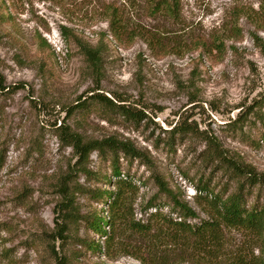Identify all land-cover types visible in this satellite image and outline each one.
<instances>
[{
    "label": "rangeland",
    "instance_id": "obj_1",
    "mask_svg": "<svg viewBox=\"0 0 264 264\" xmlns=\"http://www.w3.org/2000/svg\"><path fill=\"white\" fill-rule=\"evenodd\" d=\"M151 1L0 0V264H57L56 255L68 264H142L125 253L104 254V237L88 222L107 215L96 190L113 189L116 178L95 152L87 163L89 178L69 175L76 157L60 141L62 125L85 140L116 136L142 153V159H119L121 176L138 188L135 220L154 211L146 208L149 199L164 215L177 217L158 193L154 173L199 218L206 217L205 198L234 189L231 171L207 152L208 139L227 158L264 175L262 0H179L176 19L153 13ZM105 2L145 36L116 41L99 10ZM62 26L93 45L106 33L99 72L64 39ZM97 92L144 116L125 118L95 101L91 94ZM65 181L93 191L76 196L63 242L55 218ZM256 197L263 202L264 185L252 188L248 204ZM125 236L132 244L141 240L128 231ZM231 237L246 241L235 231ZM90 242L100 250H89ZM252 248L264 260V245Z\"/></svg>",
    "mask_w": 264,
    "mask_h": 264
},
{
    "label": "trees",
    "instance_id": "obj_2",
    "mask_svg": "<svg viewBox=\"0 0 264 264\" xmlns=\"http://www.w3.org/2000/svg\"><path fill=\"white\" fill-rule=\"evenodd\" d=\"M179 0H152L150 7L153 13H162L169 18L178 17ZM105 15L111 36L116 41H132L135 36H145L121 17L119 8L111 2H105L99 9ZM259 14L264 18V0L261 1ZM0 18L5 16L0 15ZM61 33L66 41H72L85 57L88 66L94 72H99L101 66V45L106 33L98 34L95 45L84 39L73 29L61 27ZM151 43L152 38L146 37ZM156 43L160 40L155 39ZM91 97L105 107L117 108L128 119L139 120L144 113L132 109L125 104H115L112 99L93 93ZM60 141L70 146L76 157L74 167L68 174L80 173L89 178L92 171L87 167L89 156L95 152L102 160L109 161L112 176L116 178L111 185L113 189H97L96 199L107 204V215L96 217L88 222L91 230L104 237V254L112 256L115 252L125 253L135 257L142 264H264L252 254L254 244L264 245V200L261 203L256 197L248 204V197L253 187L264 185V175L259 174L250 165L240 164L227 158L216 140L208 139L210 155L221 160L225 167L236 178L234 189L226 194L211 195L205 198V218H199L195 211L172 191L163 177L153 174V180L158 187V193L168 199L170 211L177 217L164 215L158 208L155 199L148 200L146 208H154L147 219L135 220L132 204L137 193V185L128 176H121L119 159L123 155L126 160L144 157L129 141H123L116 136L101 139L85 140L80 134L72 132L68 126L58 128ZM147 164V162H146ZM149 166V165H148ZM72 180V178H70ZM61 201L56 215L57 237L63 242L67 240L66 220L75 216L74 201L78 194L90 192L91 189L77 182L65 181L59 185ZM93 191V190H92ZM91 191V192H92ZM57 211V210H56ZM197 220L196 222H194ZM103 226L108 230L104 231ZM135 237L137 243L132 244L128 237ZM232 231L246 239L244 245L230 238ZM232 244H235L233 247ZM89 250H100L95 242L87 245ZM57 264H68L65 256L56 255Z\"/></svg>",
    "mask_w": 264,
    "mask_h": 264
}]
</instances>
